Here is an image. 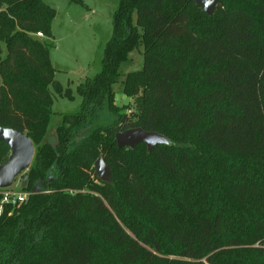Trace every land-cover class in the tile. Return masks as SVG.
Listing matches in <instances>:
<instances>
[{
    "label": "trees",
    "instance_id": "16d2710c",
    "mask_svg": "<svg viewBox=\"0 0 264 264\" xmlns=\"http://www.w3.org/2000/svg\"><path fill=\"white\" fill-rule=\"evenodd\" d=\"M56 14L45 0H0V127L35 145L28 198L0 216V264H95L98 246L109 264H264V0H220L212 15L195 0H119L101 70L77 86L80 109L61 113L53 145L50 86L74 99L50 57ZM140 45L142 68L122 81L129 113L114 85ZM104 109L113 120L93 127ZM135 127L170 143L119 148ZM9 156L0 141V165ZM162 244L177 258L156 255Z\"/></svg>",
    "mask_w": 264,
    "mask_h": 264
},
{
    "label": "rangeland",
    "instance_id": "374dc122",
    "mask_svg": "<svg viewBox=\"0 0 264 264\" xmlns=\"http://www.w3.org/2000/svg\"><path fill=\"white\" fill-rule=\"evenodd\" d=\"M45 1L57 11L52 24L53 36L50 39L54 43L50 57L56 69L55 79L63 85L64 89L71 88L74 95V99H69L65 95L57 94L50 86L54 99V113L44 142L55 145L58 141L57 126L61 123V113H74L80 109L82 98L77 92V86L87 77H92L101 70L104 48L112 36V16L119 0H82V3L74 0ZM42 39L47 38L43 36ZM143 53V45L130 53L129 59L120 66L121 77L119 82L114 85L116 104L119 106L129 104V109L126 110L129 113L132 112L134 98L124 94L122 81L127 73L142 68ZM6 55L7 49L3 45V57ZM112 120L113 116L106 109L101 110L100 116L93 127L108 124ZM22 179L23 174L16 178L11 189L21 191ZM151 184L155 186L154 191L157 185L153 180L149 185L151 186ZM85 191H87V188L83 189V192ZM110 212L127 231H130V228L122 222L113 210H110ZM125 218L129 219L131 225L136 226L140 232H145L148 227L150 229L155 227L151 226V222L147 219H145V222L134 223L136 216L130 214V212L125 213ZM145 246L151 248L148 244H145ZM175 249V245L173 248L171 244H162V250L160 252L155 251V254L162 259L177 258ZM151 250L153 249L151 248ZM111 256V252L104 253L101 247L98 246L94 255L95 264H109L110 261L106 259Z\"/></svg>",
    "mask_w": 264,
    "mask_h": 264
},
{
    "label": "water",
    "instance_id": "95a60500",
    "mask_svg": "<svg viewBox=\"0 0 264 264\" xmlns=\"http://www.w3.org/2000/svg\"><path fill=\"white\" fill-rule=\"evenodd\" d=\"M198 6L208 15H212L218 8L220 0H195ZM0 141L5 142L10 148V156L6 162L0 165V189L10 188L16 178L23 174L21 187L24 188L28 181L29 170L35 157V145L32 139L23 132L12 128L0 127ZM119 148L128 147L134 149L140 143H146L148 150L158 144H169L166 136L146 131L141 127L129 128L116 135ZM95 170L100 180L110 182V167L105 158L100 156L95 162ZM39 191V187H36Z\"/></svg>",
    "mask_w": 264,
    "mask_h": 264
},
{
    "label": "built area",
    "instance_id": "2783aa9c",
    "mask_svg": "<svg viewBox=\"0 0 264 264\" xmlns=\"http://www.w3.org/2000/svg\"><path fill=\"white\" fill-rule=\"evenodd\" d=\"M38 37H43L42 32L37 33ZM0 193H2V200L0 203V216L3 214L6 206H11L15 208L20 206L26 199L28 198L29 193L21 191H14L13 189H0Z\"/></svg>",
    "mask_w": 264,
    "mask_h": 264
}]
</instances>
